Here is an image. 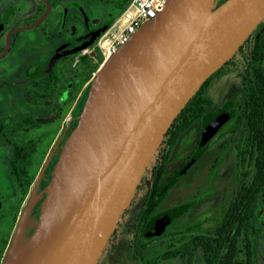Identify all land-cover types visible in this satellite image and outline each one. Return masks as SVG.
Listing matches in <instances>:
<instances>
[{
    "label": "flooded vegetation",
    "instance_id": "1",
    "mask_svg": "<svg viewBox=\"0 0 264 264\" xmlns=\"http://www.w3.org/2000/svg\"><path fill=\"white\" fill-rule=\"evenodd\" d=\"M128 1L0 0V264L35 190L40 217ZM202 85L96 264H264V19Z\"/></svg>",
    "mask_w": 264,
    "mask_h": 264
},
{
    "label": "water",
    "instance_id": "2",
    "mask_svg": "<svg viewBox=\"0 0 264 264\" xmlns=\"http://www.w3.org/2000/svg\"><path fill=\"white\" fill-rule=\"evenodd\" d=\"M264 19V0H167L104 60L3 264H96L169 126Z\"/></svg>",
    "mask_w": 264,
    "mask_h": 264
},
{
    "label": "built area",
    "instance_id": "3",
    "mask_svg": "<svg viewBox=\"0 0 264 264\" xmlns=\"http://www.w3.org/2000/svg\"><path fill=\"white\" fill-rule=\"evenodd\" d=\"M167 0H129L112 24L111 33L99 41L105 60L146 20L154 17Z\"/></svg>",
    "mask_w": 264,
    "mask_h": 264
},
{
    "label": "trees",
    "instance_id": "4",
    "mask_svg": "<svg viewBox=\"0 0 264 264\" xmlns=\"http://www.w3.org/2000/svg\"><path fill=\"white\" fill-rule=\"evenodd\" d=\"M103 60V58H99L97 63H94L93 67L91 68V72L95 69V67ZM205 84V83H204ZM203 86V85H202ZM201 88V87H200ZM200 89L196 91V93L189 99V101L184 105L178 115L175 117L171 125L169 126L168 130L166 131L164 137L169 136L173 130H178L180 126L178 122L182 121L184 116L193 112L194 106L196 104L197 98L200 96ZM184 122L186 120H183ZM188 123V122H185ZM182 128V127H181ZM180 128V129H181Z\"/></svg>",
    "mask_w": 264,
    "mask_h": 264
},
{
    "label": "rangeland",
    "instance_id": "5",
    "mask_svg": "<svg viewBox=\"0 0 264 264\" xmlns=\"http://www.w3.org/2000/svg\"><path fill=\"white\" fill-rule=\"evenodd\" d=\"M223 1H225V0H215V4L216 5H219V4H221ZM124 8V7H123ZM122 8V9H123ZM122 11V10H121ZM97 74V73H96ZM91 83H92V81H91Z\"/></svg>",
    "mask_w": 264,
    "mask_h": 264
}]
</instances>
